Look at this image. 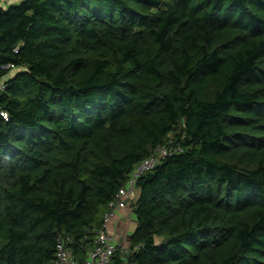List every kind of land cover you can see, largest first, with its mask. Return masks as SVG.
Wrapping results in <instances>:
<instances>
[{
	"label": "trees",
	"instance_id": "16d2710c",
	"mask_svg": "<svg viewBox=\"0 0 264 264\" xmlns=\"http://www.w3.org/2000/svg\"><path fill=\"white\" fill-rule=\"evenodd\" d=\"M2 80L0 264L84 262L159 147L111 264H264V0H22Z\"/></svg>",
	"mask_w": 264,
	"mask_h": 264
},
{
	"label": "built area",
	"instance_id": "2783aa9c",
	"mask_svg": "<svg viewBox=\"0 0 264 264\" xmlns=\"http://www.w3.org/2000/svg\"><path fill=\"white\" fill-rule=\"evenodd\" d=\"M5 88L4 81L0 82V91ZM169 150L166 147H159L155 150L153 157L141 162L136 167L134 173L130 176L127 186L121 188L114 199L110 201L108 210L103 215L102 228L97 232V238L94 248L88 252L84 262L79 263L74 259L70 250L66 247V243L62 240L57 245L56 258L51 264H111L112 257L118 246L121 251L127 253L129 251L122 244L114 242L110 235L109 227L115 219L130 210V201L135 197L136 180L145 172L151 170L159 161L168 156ZM136 250V249H135Z\"/></svg>",
	"mask_w": 264,
	"mask_h": 264
},
{
	"label": "rangeland",
	"instance_id": "374dc122",
	"mask_svg": "<svg viewBox=\"0 0 264 264\" xmlns=\"http://www.w3.org/2000/svg\"><path fill=\"white\" fill-rule=\"evenodd\" d=\"M15 71H13L12 73H14ZM121 215H126L123 217L124 221L126 222V227L124 228L122 226L121 230H120V233H121V237H122V245H124L126 248L128 247L129 245V237L130 235L132 234V232L135 230V227H136V220L134 218V216L132 215V213L128 210L127 212L125 213H121ZM119 215L115 221L118 220V218L121 216ZM113 222L111 225L115 224L116 222ZM111 226L109 227V231H110V235L113 237V233L111 231ZM126 237V239L124 240L123 237Z\"/></svg>",
	"mask_w": 264,
	"mask_h": 264
},
{
	"label": "crops",
	"instance_id": "0c3cea01",
	"mask_svg": "<svg viewBox=\"0 0 264 264\" xmlns=\"http://www.w3.org/2000/svg\"><path fill=\"white\" fill-rule=\"evenodd\" d=\"M22 0H0V7H3V8H7L9 7L10 5L12 4H17L19 2H21ZM126 216V215H124ZM123 215H121L117 221H115L116 223L111 225V231L113 233V240L115 243L117 244H122V237H121V233H120V230L122 228V226L125 228L126 227V222L124 221ZM124 240L126 239V237L124 236L123 237Z\"/></svg>",
	"mask_w": 264,
	"mask_h": 264
}]
</instances>
